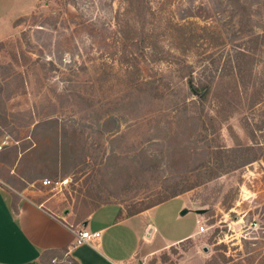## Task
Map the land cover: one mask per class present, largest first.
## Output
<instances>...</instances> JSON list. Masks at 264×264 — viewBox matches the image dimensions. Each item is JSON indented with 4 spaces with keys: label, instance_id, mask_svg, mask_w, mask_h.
<instances>
[{
    "label": "rangeland",
    "instance_id": "rangeland-1",
    "mask_svg": "<svg viewBox=\"0 0 264 264\" xmlns=\"http://www.w3.org/2000/svg\"><path fill=\"white\" fill-rule=\"evenodd\" d=\"M127 4L0 0V162L64 180L45 189L55 214L158 205L148 221L161 233L195 230L127 264L202 249L205 264H264V0ZM210 84L205 100L191 94Z\"/></svg>",
    "mask_w": 264,
    "mask_h": 264
},
{
    "label": "crops",
    "instance_id": "crops-1",
    "mask_svg": "<svg viewBox=\"0 0 264 264\" xmlns=\"http://www.w3.org/2000/svg\"><path fill=\"white\" fill-rule=\"evenodd\" d=\"M27 152L26 148L16 151V160ZM25 160L31 163L30 156ZM13 165L0 162V264H52L53 258L56 264H127L135 256L156 255L195 235V230L179 237L161 233L148 221L158 205L127 216L116 205L99 206L79 217L66 210L55 214L44 207L49 197L44 196L41 180L20 179ZM181 209L186 206L180 201ZM70 227L99 231L100 237L74 246ZM64 251H68L67 260L60 262ZM205 258L204 249L201 253L191 250L176 264H205Z\"/></svg>",
    "mask_w": 264,
    "mask_h": 264
},
{
    "label": "built area",
    "instance_id": "built-area-1",
    "mask_svg": "<svg viewBox=\"0 0 264 264\" xmlns=\"http://www.w3.org/2000/svg\"><path fill=\"white\" fill-rule=\"evenodd\" d=\"M3 145H4V142H1L0 143V149H1V146H3ZM64 183H65L64 180H62V181H53V180H50V179H43V180L40 181V185L42 187H45V188L49 189V190H56L58 187H60ZM70 229L72 230L73 235H74V246L80 245V244H89V243H91L93 241L98 240L99 237H100V232L99 231H88V230H86L84 228H81V227H79V228L70 227ZM202 232H204V228H203V226L199 225L197 227L196 233L200 234ZM67 253H68V251H64L62 253V257L59 260L60 262H64V261L67 260L66 259L67 258ZM50 262L52 264H56L58 262V260L56 258H53V259L50 260Z\"/></svg>",
    "mask_w": 264,
    "mask_h": 264
},
{
    "label": "trees",
    "instance_id": "trees-1",
    "mask_svg": "<svg viewBox=\"0 0 264 264\" xmlns=\"http://www.w3.org/2000/svg\"><path fill=\"white\" fill-rule=\"evenodd\" d=\"M131 1L132 0H123V2L127 5L131 4ZM136 1V0H134ZM127 2V3H126ZM241 56L245 57V58H250L251 57V54H247V55H244V53H234L233 54V57L234 59H230L232 62L238 64V59L241 58ZM238 57V58H237ZM217 61V60H216ZM214 61H211V63H213ZM248 64V63H247ZM221 77V76H220ZM219 82V78L218 80L216 79V83ZM215 83V84H216ZM196 87V86H195ZM190 91H191V94H193L194 96H196L199 100H205L206 97L209 95V94H212L215 93V89H213V87L210 85L206 86V85H203V86H200V87H196V88H192L190 87ZM236 148H231L230 149V155H235L236 153ZM230 165V170H233L239 166H243L245 165L246 163H248V159L244 158V159H241V161H237V160H231L230 162H228ZM188 190V189H186ZM175 196V194H172L171 197ZM161 203V202H160ZM137 213V212H136ZM134 214V213H133ZM132 215V214H130Z\"/></svg>",
    "mask_w": 264,
    "mask_h": 264
},
{
    "label": "water",
    "instance_id": "water-1",
    "mask_svg": "<svg viewBox=\"0 0 264 264\" xmlns=\"http://www.w3.org/2000/svg\"><path fill=\"white\" fill-rule=\"evenodd\" d=\"M187 212L186 209H181L178 213L179 216H183ZM203 210H194L195 214H202Z\"/></svg>",
    "mask_w": 264,
    "mask_h": 264
}]
</instances>
